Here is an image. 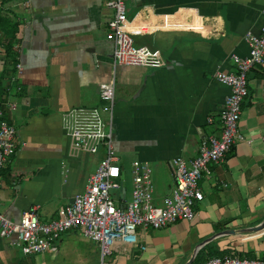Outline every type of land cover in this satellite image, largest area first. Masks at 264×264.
<instances>
[{"label":"crops","instance_id":"1","mask_svg":"<svg viewBox=\"0 0 264 264\" xmlns=\"http://www.w3.org/2000/svg\"><path fill=\"white\" fill-rule=\"evenodd\" d=\"M28 1L0 0V109L16 144L0 169V214L16 222L34 208L48 221L82 191L102 153L72 151L60 116L101 105L97 86L110 80L112 126L115 116L121 129L114 147L149 164L158 204L173 185L171 159L193 158L201 138L219 130L228 88L213 74L234 70L230 55L247 53L243 36L258 34L264 0H125L124 28L135 46L158 51L157 67L112 64L105 37L112 0ZM246 81L238 120L244 140L201 172L193 218L137 228V243L114 242L103 264H183L198 244L188 264L214 255L264 257V227L243 231L264 218V65H253ZM122 188L126 200L124 181ZM0 264H99L98 247L76 229L42 253L24 254L13 237H0Z\"/></svg>","mask_w":264,"mask_h":264},{"label":"built area","instance_id":"2","mask_svg":"<svg viewBox=\"0 0 264 264\" xmlns=\"http://www.w3.org/2000/svg\"><path fill=\"white\" fill-rule=\"evenodd\" d=\"M28 5V0H20ZM113 14L107 21L105 37L112 43L113 65L157 67L162 58L158 51L146 46H135L125 27V0H112ZM264 18V8L262 9ZM248 51L240 56L231 54L232 71H216L214 78L228 88L218 111L219 130L201 138L197 154L185 160L171 159L173 185L170 193L158 204L153 199L151 167L146 161L130 162L131 189L127 200L121 197L123 170L112 144L113 80L99 83L98 106H74L61 113V126L68 137L70 149L87 154L102 153L94 171L87 177L82 191L54 219L39 221L34 208L20 212L16 222L0 214V237L14 238L24 254L42 253L51 242L68 229H76L85 238H91L98 247L99 264L110 252L114 242L121 245L137 243V228H160L178 219L191 220L193 204L202 198L198 188L201 172L208 163L222 161L225 154L244 138L238 129L240 105L247 95L246 74L255 64L264 65V20L258 34L245 32ZM18 67V65H17ZM103 113L106 117H103ZM211 122V117L207 118ZM264 144V135L261 136ZM16 148L15 129L2 119L0 109V169ZM109 189L118 190L119 198L109 195ZM141 249L143 245H139ZM200 264H264V257L236 255L210 256Z\"/></svg>","mask_w":264,"mask_h":264},{"label":"rangeland","instance_id":"3","mask_svg":"<svg viewBox=\"0 0 264 264\" xmlns=\"http://www.w3.org/2000/svg\"><path fill=\"white\" fill-rule=\"evenodd\" d=\"M132 38V36H131ZM133 40V38H132ZM134 45H136L134 42H133ZM103 117H106V114L103 113ZM116 120H117V117L114 116V123H113V126L111 127V136H112V144H113V141H115V129H117V126H116ZM115 124V125H114ZM120 127H118L116 133H117V136L119 135V132H120ZM126 138V136H124ZM119 138V136H118ZM113 147H114V144H113ZM114 151H115V154L119 157V166H121L122 170H123V175H124V194L126 196V200L129 198V186H130V169H129V165H130V162L132 161V159H134L136 157V154L132 151H126V150H117L115 147H114ZM98 154L100 153H97V156ZM94 165H92L93 167ZM109 195L112 196L114 199L117 197L118 198V190L116 189H109L108 191Z\"/></svg>","mask_w":264,"mask_h":264},{"label":"water","instance_id":"4","mask_svg":"<svg viewBox=\"0 0 264 264\" xmlns=\"http://www.w3.org/2000/svg\"><path fill=\"white\" fill-rule=\"evenodd\" d=\"M122 187H123V183H122ZM122 187H121V189L123 190ZM263 227H264V218L262 219V221L259 224L252 226V227L245 228V229H243V231L254 232V231H258V230L262 229ZM233 233H234V230H223V231L219 232L218 234H233ZM199 245L200 244H198V246L194 248L190 258L183 264H188L192 260V258L194 256L195 252L197 251V248L199 247Z\"/></svg>","mask_w":264,"mask_h":264},{"label":"trees","instance_id":"5","mask_svg":"<svg viewBox=\"0 0 264 264\" xmlns=\"http://www.w3.org/2000/svg\"><path fill=\"white\" fill-rule=\"evenodd\" d=\"M197 254H198V252H197ZM197 254H196V256H197ZM196 256H195V257H196ZM194 260H195V259H194Z\"/></svg>","mask_w":264,"mask_h":264}]
</instances>
